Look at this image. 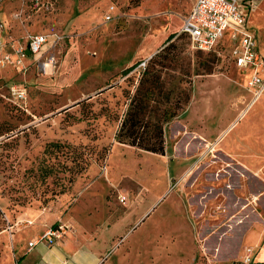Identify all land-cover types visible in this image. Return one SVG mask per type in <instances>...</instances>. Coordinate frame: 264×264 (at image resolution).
<instances>
[{
	"label": "rangeland",
	"instance_id": "374dc122",
	"mask_svg": "<svg viewBox=\"0 0 264 264\" xmlns=\"http://www.w3.org/2000/svg\"><path fill=\"white\" fill-rule=\"evenodd\" d=\"M193 1L0 0V54L47 38L0 64V264H21L28 236L50 226L41 215L67 225L64 239L97 237L102 264H250L237 232L264 224V163L243 166L237 148L264 145V101L249 104L231 44L198 51L178 32ZM253 2L247 25L264 58V0ZM148 69L160 79L148 118L176 108L163 154L114 136ZM245 155L253 160L254 149Z\"/></svg>",
	"mask_w": 264,
	"mask_h": 264
},
{
	"label": "built area",
	"instance_id": "2783aa9c",
	"mask_svg": "<svg viewBox=\"0 0 264 264\" xmlns=\"http://www.w3.org/2000/svg\"><path fill=\"white\" fill-rule=\"evenodd\" d=\"M256 0H194L188 13L182 19L178 32L188 38L189 46L194 50L209 51L217 44L228 42L231 44L230 57L235 66L249 68L250 76L246 84L252 91L253 100L264 90V58L261 55L254 33L247 25L248 10ZM108 16V15H107ZM1 29V20H0ZM44 34L37 33L29 36L24 45H11L12 51H2L0 64L19 62L20 56L37 53L46 43ZM6 41L0 38V49L4 48ZM15 55V57H11ZM145 60L139 63L144 66ZM11 92L17 97H24V89L12 86ZM2 209L0 207V216ZM25 224H32V220L25 219ZM15 223H18L16 221ZM66 224L57 223L48 226L36 240L28 241L30 249L38 241L51 244L54 240L64 236ZM244 260L250 261L251 248H248Z\"/></svg>",
	"mask_w": 264,
	"mask_h": 264
},
{
	"label": "crops",
	"instance_id": "0c3cea01",
	"mask_svg": "<svg viewBox=\"0 0 264 264\" xmlns=\"http://www.w3.org/2000/svg\"><path fill=\"white\" fill-rule=\"evenodd\" d=\"M181 23H182V21H181ZM179 28H180V26H179ZM238 69L244 70V73L246 74L245 85L247 87L246 81H247L248 77L250 76L251 71L249 68H240L239 67ZM250 98H251V100H250L249 104L252 102V99H253L252 93H251ZM257 98H258V100L262 99L264 101V90L257 96ZM257 98H255L253 100V102ZM205 145L207 147L210 146L209 143H206ZM225 147L226 148L223 149V150H225L224 151L225 154H229V152H230L229 150L233 149V147L232 146L230 147L229 145L225 146ZM211 148H212V146H211ZM237 149L239 151V154H238L239 158L237 161H239V163L243 164V166H250L249 164H251V163L256 168L263 166V163H264L263 156L260 152L263 151L264 145L257 146L255 149L254 147L252 148V146H250V144H242V146L241 147L238 146ZM247 149L248 150L254 149V159L253 160L245 159V156H246L245 153H246ZM222 155L226 156L228 158L227 160H231V158L228 157L227 155H224V154H222ZM214 156L215 155L212 154V156L210 157V162L207 163L206 168L209 167V164L212 165V164H214V162H216L213 159H211V158L216 157V156L215 157ZM242 157H244V158H242ZM196 178H195V181H196ZM193 183H194V179H193ZM193 183L190 184L191 187H192ZM208 185H210V184L202 185V187L204 188V186H208ZM242 190L244 191V188ZM197 194H199V193H197L196 191L194 193V191H193V193H191L189 195L193 205L195 203L194 196L196 197ZM227 197L235 198L234 192H232V194L229 193V196H227ZM196 198H198V197H196ZM201 199H202V197H201ZM204 203H206V202H204ZM206 205L207 204H204V205L202 204L203 207H206ZM37 218H39V219L42 218L41 224L43 226H44V224H47V223H48V225H51V224H49L50 221H52L51 217L46 218V216L41 215V216H38ZM37 218H36V220H37ZM36 220L34 219V221H36ZM34 221L32 224L28 225L27 227L29 228V227L33 226L35 224ZM44 221H46V223ZM238 231L239 232H237V238H238L237 243L240 242L244 245L250 246V248H251V253H250L251 262H250V264H264V224H261L259 222H254L253 224L250 223ZM68 232H71V231H68ZM28 238H31V239H28L23 244V247H25V249L28 247L27 246L28 241L36 240L37 237H29L28 236ZM39 243H43V248L41 250V253L37 254L36 256H32V255L28 254L33 249V247L38 245ZM97 243H98L97 237H94V235H92V234L89 235L86 232H84V233L81 232V234L77 238L75 237V238L64 239V237H62V238L56 239L51 244H46L43 241H38L34 245H32L30 249H27L29 252H27V253L24 252L25 254L22 255L20 262H21V264H102L100 253L97 252ZM27 254H28V256L25 258V256Z\"/></svg>",
	"mask_w": 264,
	"mask_h": 264
},
{
	"label": "trees",
	"instance_id": "16d2710c",
	"mask_svg": "<svg viewBox=\"0 0 264 264\" xmlns=\"http://www.w3.org/2000/svg\"><path fill=\"white\" fill-rule=\"evenodd\" d=\"M173 35V33L169 34L164 43L169 41ZM152 57L153 56H149L145 60L144 65L147 62H154V60H151ZM155 64L164 65V59L158 60L157 62L155 61ZM133 67V65L128 66L122 69L120 73L126 74ZM148 70L150 73L147 76L142 75L140 77L138 85L139 89H136V92L132 95L129 106L120 119L114 136L118 142L136 146L143 150L163 154L165 149L163 123L167 122L171 117L176 115V108L174 110H167V113L162 114L163 118L161 120H150L148 118L149 114L147 113L153 108V103L151 102L153 100V92L157 86H160V79L156 72L157 70ZM143 86L144 88L142 90L141 87ZM187 98L188 97H186V99ZM175 104L177 109L181 107V103L179 101H175ZM46 174L47 172H45L44 175Z\"/></svg>",
	"mask_w": 264,
	"mask_h": 264
},
{
	"label": "water",
	"instance_id": "95a60500",
	"mask_svg": "<svg viewBox=\"0 0 264 264\" xmlns=\"http://www.w3.org/2000/svg\"><path fill=\"white\" fill-rule=\"evenodd\" d=\"M25 53H26V54H29V50H26Z\"/></svg>",
	"mask_w": 264,
	"mask_h": 264
},
{
	"label": "bare ground",
	"instance_id": "6f19581e",
	"mask_svg": "<svg viewBox=\"0 0 264 264\" xmlns=\"http://www.w3.org/2000/svg\"><path fill=\"white\" fill-rule=\"evenodd\" d=\"M257 98V97H256Z\"/></svg>",
	"mask_w": 264,
	"mask_h": 264
}]
</instances>
